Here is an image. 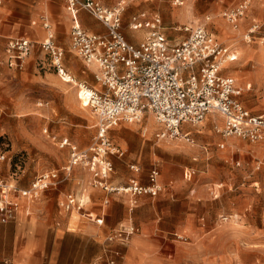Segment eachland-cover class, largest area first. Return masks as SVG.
I'll use <instances>...</instances> for the list:
<instances>
[{"label": "rangeland", "instance_id": "obj_1", "mask_svg": "<svg viewBox=\"0 0 264 264\" xmlns=\"http://www.w3.org/2000/svg\"><path fill=\"white\" fill-rule=\"evenodd\" d=\"M0 1V180H16L19 186L27 187L38 173L57 169L62 180L51 189L56 191L59 212L82 218L76 210L65 211L59 202L66 193L79 191L76 180L77 185L79 181L90 185L92 175L89 168L78 165L70 176H65L70 150L67 146L60 148L58 140L69 136L81 149L89 147L98 134L99 117L91 107L82 106L78 87L59 76L51 55L42 50L40 43L49 32L42 26L41 16L31 18L30 6L20 10L16 4L8 6V0ZM174 1L143 0L130 4L124 12L123 29L128 40L138 42L144 36V31L132 32L127 24L132 12L140 9L159 11L164 31L172 40L186 36L179 26L205 24L236 54L240 52L237 61L226 63L225 73L234 75L243 87L245 106L260 114L264 107L263 32H258L252 42L244 36L252 20L264 22V0H247L251 7L240 20L239 29L233 27L224 12L245 0H184L183 4ZM51 22L55 43L64 50L66 70L78 82L88 80L96 86L93 70L72 49L70 29H56L52 19ZM31 27H38L41 34H33ZM18 35L28 36L34 44L23 71H13L3 63L7 40ZM250 82L252 88L247 89ZM44 100L52 101L50 109L37 106ZM211 117L190 126L194 142L159 139L156 133L161 126L154 115L111 129V139L126 149L124 156H112V182L121 185L137 177L148 184L149 174L157 166L158 183L163 188L155 197L138 196L137 203L131 201L129 194L110 193L106 204L102 198L105 191L91 187L90 191L98 196L88 202V207L91 204L97 214L98 209L109 208L103 223L107 225L113 205L126 202L121 204L127 210L123 208L111 218L115 222L111 227L118 223L135 224V233L144 230V237L160 257L159 264H264V137L258 142L223 137L215 129L216 124L223 125L222 118L216 121L217 115ZM79 118L82 119L77 123ZM46 127L58 140L43 132ZM222 142L225 148L219 147ZM131 165L139 166L140 171ZM190 169L193 174L189 179L186 172ZM146 225L150 228L146 229Z\"/></svg>", "mask_w": 264, "mask_h": 264}, {"label": "built area", "instance_id": "obj_2", "mask_svg": "<svg viewBox=\"0 0 264 264\" xmlns=\"http://www.w3.org/2000/svg\"><path fill=\"white\" fill-rule=\"evenodd\" d=\"M143 0H118L114 6H106L100 0H66L65 8L71 16L72 49L78 57L95 70L94 78L102 84L96 89L87 81H77L67 70L63 61L64 50L55 43L50 17L42 15V26L48 29V37L40 43L42 50L49 53L57 67L59 76L71 80L78 87V97L91 107L99 117L98 134L87 148H80L69 137L58 141L59 147H68L70 159L65 165V176H70L74 167L89 168L90 185L110 193L129 194L131 201L147 194L155 197L162 190L158 183L160 169L155 166L149 174V183L132 178L126 184L115 185L112 156H124L126 150L110 137V130L117 125L141 122L148 115H154L161 129L156 133L162 140L194 142L192 129L210 114H220L222 126L215 129L223 137H238L258 142L264 137V108L260 114H253L242 98L243 88L234 75L225 73V65L238 59L231 46L219 40L215 32L204 25L186 24L179 26L185 37L170 39L164 31L163 17L153 10H138L130 16L128 28L131 31H145L138 42H130L124 34V12L130 4ZM1 3V1H0ZM176 0L174 4H183ZM251 7L247 0L239 6L224 12L235 29ZM88 10L106 27L105 32H92L81 22V12ZM264 41V22L254 21L244 38L252 42L258 32ZM34 44L28 38L11 37L6 42L3 63L13 70H22L25 59ZM47 132V128L44 129ZM147 132V129H144ZM57 139L56 136H53ZM219 147L225 148L224 143ZM4 158V155L1 157ZM240 164V162H238ZM140 171L137 165H131ZM193 170L186 172L190 179ZM62 180L57 169H48L36 175L27 187H21L16 180H0V221L5 222L16 214L20 200H37L44 192L56 187ZM104 202H110L106 196ZM65 211H78L102 224L104 217L88 211V200L84 194L70 192L60 202ZM222 217L227 216L221 215ZM136 231L135 224H122L108 235L110 240H127V234ZM114 258L109 264H115ZM3 264H12L4 259Z\"/></svg>", "mask_w": 264, "mask_h": 264}, {"label": "crops", "instance_id": "obj_3", "mask_svg": "<svg viewBox=\"0 0 264 264\" xmlns=\"http://www.w3.org/2000/svg\"><path fill=\"white\" fill-rule=\"evenodd\" d=\"M32 1H33L32 3L26 2V0H8L7 2H8V6L11 4L12 5L16 4L20 10L26 8L27 6H30L28 8L29 9L28 15L34 19L38 18L39 16L42 17V15L44 14L49 16L48 12L51 13L50 20L52 19L56 29H61V27L70 29V39H71L72 21L70 14L67 12L65 8L66 0H32ZM100 1H102L106 6L111 7L114 6V4H116L118 0H100ZM132 7L136 8L135 5H132ZM8 8L10 9V7ZM140 10H147V9H140ZM252 21L253 22L251 23L250 27L253 25L254 21L256 20H252ZM81 22L82 25H84L88 30L95 33L105 32L106 30L105 25H103L102 22L98 18L93 16L92 13L89 12L88 10H83L81 12ZM31 29L33 31V34L35 35L41 34V31L38 27H31ZM134 32H141V31H134ZM225 32H227V30ZM124 34L126 35V33ZM14 37H22V38L26 37L30 39L26 35L25 36L18 35ZM245 52H248V50H246ZM30 54L25 59V62L30 56ZM4 58H5V52H4ZM24 68L22 70H13V69L12 70L23 71ZM89 68L93 70V74H94L95 70L91 67ZM85 81L88 82V80ZM94 85L98 86V87L93 86L96 89L102 88V84L100 82H94ZM251 88H252V83L250 82L247 84V89H251ZM80 102L82 106L86 107L81 100ZM36 104L38 107L50 109L52 105V101L44 100V101H39ZM62 109H64V107ZM211 115L218 116L216 121H218L219 118H222L220 114H210L207 118L211 117ZM81 119L82 118H79L78 120H76V122L79 123ZM216 125L219 126V124ZM46 128H47V133H49V136L55 141L58 140V137L54 135L57 137V139H54L49 131V128L48 127ZM189 129H191L190 126L183 127V130L185 131H189ZM198 132L202 133L203 131L198 130ZM64 137H69V136H64ZM64 137L60 138L58 141L62 140ZM192 137H194L193 129H192ZM69 138L71 141H73L78 145V143L75 142L71 137ZM88 178H89V174H87V179ZM75 182L77 186L76 190L79 189L78 193L81 195L84 194L88 202H93V200L96 199V196L98 195L90 191L92 187L91 185L87 186L85 185V183L81 184L80 181L78 182L77 185V180ZM68 193H66V195ZM107 195L108 194L106 192L105 193L103 192L102 198L104 199ZM57 200L58 198L56 195V191H53L50 188L46 193L43 194L42 198H40L38 202L35 203L32 202L28 204L25 202V200L21 199L20 200L21 206L19 208L20 210L18 209L16 211V214L12 217V219L5 222L0 221V264H3L4 259L7 258L10 259L12 264H109L110 258H114L116 260L115 264H159L160 257L158 254H156L157 252L156 253L154 252L153 246L149 245V242L146 240V237H144V233H145L144 230H142V232L139 231L138 233H135L134 231L132 233L127 234L128 238L125 241L119 239L108 240V235L111 234V232L118 230L123 224V223L122 224L118 223L115 228L111 227L115 224V222L111 218H113L114 215H118L121 209L125 208L127 210V206H125V204H121V203H126L123 200H121L123 202H120L119 204L116 203L113 205L110 214L111 217L108 219L110 221H108L107 225H103L105 221L102 224H99L96 222V220L89 218L86 215H82L83 217L78 219L67 214L65 215L59 212V209L57 208L58 207ZM30 209L32 210L31 213H30ZM87 209L88 211L92 212L93 215H98L101 217L103 216L104 219H105V215L109 214V208L108 209L105 208L104 210H102V208L98 209L100 213H102V214L99 213L100 215L97 214L98 211L95 210L91 204L90 207H88L87 205ZM147 228H150V226L146 225V229Z\"/></svg>", "mask_w": 264, "mask_h": 264}, {"label": "bare ground", "instance_id": "obj_4", "mask_svg": "<svg viewBox=\"0 0 264 264\" xmlns=\"http://www.w3.org/2000/svg\"><path fill=\"white\" fill-rule=\"evenodd\" d=\"M184 10H183V14H184ZM240 54V52H237V55H239ZM66 82H69V83H72V81L71 80H65ZM75 85V84H74ZM79 99H80V97H79ZM82 101V100H81ZM82 103L86 106V107H89L88 105H86V103H84L83 101H82ZM85 110H87V109H85ZM152 122V121H151Z\"/></svg>", "mask_w": 264, "mask_h": 264}]
</instances>
